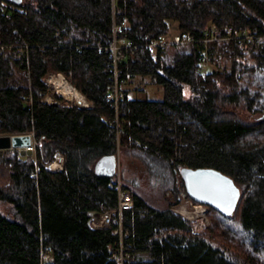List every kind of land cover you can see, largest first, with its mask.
<instances>
[{
  "label": "trees",
  "instance_id": "1",
  "mask_svg": "<svg viewBox=\"0 0 264 264\" xmlns=\"http://www.w3.org/2000/svg\"><path fill=\"white\" fill-rule=\"evenodd\" d=\"M111 2L0 0V135L33 133L39 142L33 157L0 150L8 172L0 202L10 207L0 212V264H40L42 247L50 252L42 264H116L117 237L88 221L116 204V174L97 176L94 164L117 146L176 175L183 191V167L216 169L240 190L235 213L209 208L205 225L170 205L155 209L123 184L134 204L123 213L131 264H240L211 240L215 224L234 223L257 257L245 259L264 264V0H114L135 43L172 32L171 23L195 40L153 56L124 52L117 114L104 100ZM213 28L219 39L204 42ZM49 73L68 78L88 107L54 94L46 102ZM135 78L160 86L163 98L132 96ZM56 153L62 170L46 169Z\"/></svg>",
  "mask_w": 264,
  "mask_h": 264
},
{
  "label": "rangeland",
  "instance_id": "2",
  "mask_svg": "<svg viewBox=\"0 0 264 264\" xmlns=\"http://www.w3.org/2000/svg\"><path fill=\"white\" fill-rule=\"evenodd\" d=\"M175 26L176 25L174 23H171L172 32L176 31ZM202 69L212 70L213 66L205 63L202 66ZM59 75L62 76L63 82H66L75 88L70 83L69 79L64 75L49 73L44 80L49 89L44 100L49 103L54 102L52 97L54 94L61 96L67 102L75 104V100H72L61 93L53 83L49 82L48 79L51 76L57 77ZM147 83L148 79L146 78L144 80L135 78L131 84H128L127 88H129L130 92H132L131 95H135L137 98L161 100L163 98L161 87ZM189 94V88L184 86L183 96L188 97ZM83 100L85 101L84 97ZM116 152L118 154V168L115 181L118 180L122 186L125 184L130 187L131 191H134L149 206L155 209H164L170 205L172 206L170 209L173 212L181 215L185 220L190 219L189 221H195L200 219L202 220L203 224H209L210 217L208 218L207 216L209 208L206 207L207 210L203 215L196 214L197 211H195L192 206L190 207L187 205L185 201L187 200V195L185 191H183L180 181L176 175H171V173L161 165L149 169L147 164L144 162L142 155L137 150H130L117 146ZM30 156L33 157V153ZM7 175L8 172L3 167V165L0 164V185H3L7 181ZM9 210L10 207L8 205L0 202V212L8 213ZM213 222H215L214 217ZM211 230L213 232V235L211 236L212 242L215 243V245L220 246L222 250L228 248L229 252H227L239 260L240 264H249L245 257L249 260L257 258L251 251L249 240L246 238L247 236L240 230L237 223L228 224L225 225V227H219L217 224H215ZM261 257L262 260H264L263 254Z\"/></svg>",
  "mask_w": 264,
  "mask_h": 264
},
{
  "label": "built area",
  "instance_id": "3",
  "mask_svg": "<svg viewBox=\"0 0 264 264\" xmlns=\"http://www.w3.org/2000/svg\"><path fill=\"white\" fill-rule=\"evenodd\" d=\"M121 14L120 9L116 8L114 5V0L111 2V32H110V44L103 48L104 51H108L109 59L106 63V71L109 73L110 84L109 88L105 92L104 100L108 106L113 109L114 113H118L120 102L124 98V92L122 90L125 84V78L122 77V70L119 66L120 62L124 58V52L133 53L139 48H145L146 52L153 56L158 52L165 51L166 49L173 46L189 45L195 40L189 32H169L167 34L160 35L151 40H147L144 43H135L131 39L124 35V30L127 26V22L124 19H119L118 16ZM231 32L228 29V36ZM204 42L210 40H216L218 38V30L213 28L211 30L205 31ZM230 37V36H229ZM247 41L251 40L250 36H246ZM27 48V47H26ZM22 54V48L19 50ZM84 103H86L84 101ZM87 104V103H86ZM88 106V104H87ZM116 121V120H114ZM31 135V144L29 146L23 147L24 150H29L31 154L35 152V147L39 145V142L34 137L33 133ZM55 162L56 168H52L51 164ZM46 169L52 171H60L63 167V157L56 153L53 160L45 165ZM114 188L116 191V204L113 208L102 209L90 217L88 221V226L91 229L97 228H110L112 234L117 237V244L114 247L109 248L111 258L116 264H131L133 255L130 252V243L127 242V231L123 227V213L124 211H130L133 209V198L127 189H124L120 182L117 180L114 183ZM188 206H192L196 214H205L206 207L203 204H198L193 202L187 197L185 200ZM209 208V207H207ZM198 217V216H197ZM190 219H188L189 221ZM40 264L42 260L50 256V252L47 248L40 249Z\"/></svg>",
  "mask_w": 264,
  "mask_h": 264
},
{
  "label": "water",
  "instance_id": "4",
  "mask_svg": "<svg viewBox=\"0 0 264 264\" xmlns=\"http://www.w3.org/2000/svg\"><path fill=\"white\" fill-rule=\"evenodd\" d=\"M19 4L21 0H11ZM76 106L88 107L86 103L75 100ZM31 144V135L11 134L0 135V150L16 149L20 156H29L31 152L23 147ZM118 154H109L99 158L94 164V173L97 176L113 177L117 173ZM184 191L189 199L198 204H203L222 216L235 213L240 190L231 177L213 168H186L179 169Z\"/></svg>",
  "mask_w": 264,
  "mask_h": 264
},
{
  "label": "bare ground",
  "instance_id": "5",
  "mask_svg": "<svg viewBox=\"0 0 264 264\" xmlns=\"http://www.w3.org/2000/svg\"><path fill=\"white\" fill-rule=\"evenodd\" d=\"M50 83H53L56 88L59 89L61 93L66 95L72 100L81 101L84 103L82 95L72 86H70L68 83L62 81V76L53 77L51 76L49 79ZM56 163L53 162L51 164L52 168H56Z\"/></svg>",
  "mask_w": 264,
  "mask_h": 264
}]
</instances>
